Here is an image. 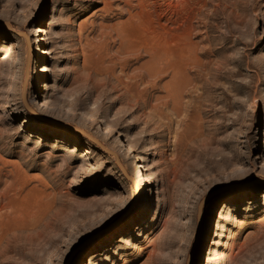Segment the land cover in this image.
I'll return each instance as SVG.
<instances>
[{
	"label": "rangeland",
	"instance_id": "rangeland-1",
	"mask_svg": "<svg viewBox=\"0 0 264 264\" xmlns=\"http://www.w3.org/2000/svg\"><path fill=\"white\" fill-rule=\"evenodd\" d=\"M231 1L192 0L175 23L193 26L160 29L169 46L214 38L225 64L183 75L175 102L170 75L88 58L101 25L140 0L109 12L102 0H0V264H264V0ZM30 32L52 53L25 80L18 33ZM131 147L154 182L136 210Z\"/></svg>",
	"mask_w": 264,
	"mask_h": 264
},
{
	"label": "bare ground",
	"instance_id": "bare-ground-1",
	"mask_svg": "<svg viewBox=\"0 0 264 264\" xmlns=\"http://www.w3.org/2000/svg\"><path fill=\"white\" fill-rule=\"evenodd\" d=\"M192 0H140L141 10L138 9L137 12L129 7L127 10L129 13V18L126 21H119L111 24L103 23L99 29L100 35L95 40H92L89 44L88 58L92 57L97 60L95 68L98 70L113 69L115 66H119L124 71H131L138 73L143 76V80H149L148 77L156 76L157 79L160 77L170 75V80L168 84L174 89L167 90V97L171 98L172 101L180 100L179 96L182 94L181 86H174L176 84H181L182 76H188L190 73H195L197 75H203L208 72L219 70L223 68V61L220 59V50H214L212 48L215 39L212 37H204L201 40H193V38H186L183 42L177 45L169 46L166 42L167 38L163 36L158 38L160 29L165 30L169 26H175L180 24H189L193 26L192 23H175L179 20L182 13L179 8H187ZM230 1L236 8H239V4L235 1ZM104 7L103 11L109 12L113 9L114 0H102ZM129 3V1H127ZM222 0H219L218 5L220 6ZM130 5V4H129ZM190 12L188 14L191 17ZM146 15L151 20H156L158 23H140L139 18ZM193 15L196 17L199 12H194ZM172 22V23H169ZM7 27L12 31L16 32V28L12 27L10 23H6ZM22 36V41L19 47L25 49V63L24 72L25 80L29 78L31 73V67L35 63L37 57L40 61H45L47 56L52 52L48 49H41L40 45L46 41V38L39 36L38 33H18ZM224 48V46H223ZM17 55L15 48H11ZM0 50H6L4 46H0ZM11 54V52H9ZM107 62V64H106ZM42 77H47V74L52 70L49 66H44L39 68ZM189 82L192 83L193 80L189 78ZM25 85V84H24ZM40 87H44L40 84ZM185 88V87H184ZM25 89V88H24ZM184 91V89L182 90ZM22 97L24 102H26L25 91L23 90ZM7 107H12L14 103L9 102ZM47 103L45 100L44 104ZM14 109H17L16 107ZM28 122V119H27ZM26 122V123H27ZM41 133H45L43 129L40 130ZM84 132V131H83ZM105 134H112L111 129L107 126ZM91 137L90 135H88ZM100 144V143H98ZM125 142L121 143V146H127ZM103 148V145L100 144ZM132 151L128 153V157L131 159L132 156L136 158L135 161V177L133 179V189H134V201L136 206L135 210L140 206L144 197V187L146 185H153L154 182L147 179V167L144 164L142 157L137 156V150L134 151V147L130 148ZM88 151V150H87ZM134 151V152H133ZM113 155L117 163L119 157L115 153H110ZM124 170V169H123ZM125 175L127 172L123 171ZM252 183H243L239 188L244 190H249L253 187ZM140 188L142 190H140ZM238 188V186H234ZM147 190V188H146ZM149 190V189H148ZM153 190L152 188L150 189ZM236 191L233 189V192ZM141 192V193H140ZM1 194V193H0ZM147 206L143 204V211L148 209L150 199L148 200ZM227 206V204H225ZM223 207V206H221ZM128 215V214H127ZM125 215V218L127 217ZM215 215V212L213 213ZM217 215V214H216ZM128 219V217H127ZM202 219V208L199 207L198 210V224ZM197 225L196 232H199L198 242H202L206 236V233L211 229L212 224L208 225V229L203 231ZM5 220L0 219V229H5ZM198 242H195V246Z\"/></svg>",
	"mask_w": 264,
	"mask_h": 264
},
{
	"label": "water",
	"instance_id": "water-1",
	"mask_svg": "<svg viewBox=\"0 0 264 264\" xmlns=\"http://www.w3.org/2000/svg\"><path fill=\"white\" fill-rule=\"evenodd\" d=\"M82 133H84L87 137H89V136H88V135H89L88 133L83 132V131H82ZM90 136H91V135H90ZM89 138H90L91 140H93L94 142H96L97 144H98V143L102 144L100 141H98L97 139H94L92 136L89 137ZM100 144H99V145H100ZM102 145H103V144H102ZM103 149H104V150H107V149L105 148L104 145H103ZM107 152H108V153H113V152L108 151V150H107ZM118 162L120 163V161H118ZM120 164H121V163H120ZM121 168L124 169L122 165H121ZM123 171H124V170H123ZM130 178H131V177H130ZM132 179H133V178H131V180H132Z\"/></svg>",
	"mask_w": 264,
	"mask_h": 264
}]
</instances>
